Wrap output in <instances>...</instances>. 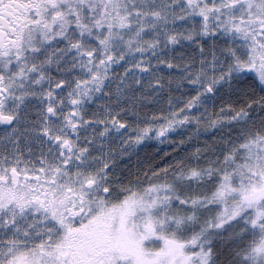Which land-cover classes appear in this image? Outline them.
<instances>
[{
  "label": "snow or ice",
  "instance_id": "6c2138e0",
  "mask_svg": "<svg viewBox=\"0 0 264 264\" xmlns=\"http://www.w3.org/2000/svg\"><path fill=\"white\" fill-rule=\"evenodd\" d=\"M0 264H264V0H0Z\"/></svg>",
  "mask_w": 264,
  "mask_h": 264
}]
</instances>
